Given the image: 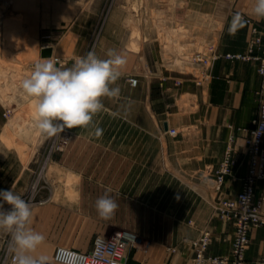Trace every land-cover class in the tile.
Returning <instances> with one entry per match:
<instances>
[{
  "label": "rangeland",
  "instance_id": "1",
  "mask_svg": "<svg viewBox=\"0 0 264 264\" xmlns=\"http://www.w3.org/2000/svg\"><path fill=\"white\" fill-rule=\"evenodd\" d=\"M195 1L198 3L195 4ZM209 1L0 0V170L4 167V171L8 172L10 189L13 188L24 199H29L30 195L34 197L31 203L35 206L43 197L48 199L50 188L84 186L91 195L87 196L90 197L89 201L81 204L92 208L68 210L69 216L74 213L77 220L86 216H99L95 202L105 194L106 189H111L109 195L115 199L118 207L106 219L107 224L101 235L108 236L113 230L126 231L132 236L131 245L136 247L132 250H146L145 246L151 242V237L163 238L175 244L183 239L192 240L202 230L209 229L204 222L211 212V206L198 183L211 179L208 183L215 191L212 178L214 166L203 163L202 167L193 169L192 164H186L182 159L176 163L161 161L162 154L167 156L165 144L168 139H177L181 133L185 138L193 139L197 138L200 131L205 140L210 135L206 118L199 121L195 117L189 120L187 114L174 115L171 124L175 127L168 128H176V136L169 135L167 121L164 122L166 129L154 136L135 130L130 123L156 121L150 107L145 106L142 100L141 94L144 93L138 90L135 101L104 98L106 110L94 117V123L103 129L100 138L93 135L94 128L91 126L65 129L56 136L47 137L34 127V100L20 87L36 62L52 57V54L48 57L41 55L45 45L53 46V58L62 67H71L74 63L70 47L72 27L76 31H88L95 20L94 38L105 17L114 12L126 18V25L129 26L130 20L135 21L144 31L149 29L156 33L152 38H157L161 43L163 57L170 64L169 68L184 70L192 75L194 85L202 86L209 78L202 79L198 84L194 73L199 75L203 68L190 60L194 52L209 53L208 45L212 38H216V30L221 29L220 24L215 26L211 18L213 14L206 10L208 8L205 9L209 7ZM200 4L202 12H194V6ZM165 27L180 33L174 37L184 45H176L173 51L166 50ZM144 31L139 33L140 38L149 40V36L143 35ZM175 82L176 85L181 84L180 80ZM182 98L179 103L189 106L191 96L183 95ZM192 100H195L194 96ZM195 123L199 124L197 129L191 125ZM128 140H136L137 146H120L130 144ZM151 140L163 144V148L158 151L148 146ZM149 149L157 150L154 156H158V162H150ZM205 149L203 147V152ZM66 170L89 172L90 177L79 178L78 174L69 175L73 177L67 179L48 177L51 172ZM260 196L263 195L257 197ZM68 197L74 203H79L81 198L75 191L74 195ZM216 203L212 204L216 206ZM4 207L8 209L10 206L5 204ZM4 239L2 248L8 246L11 236L0 230V246ZM59 245L71 246L69 243Z\"/></svg>",
  "mask_w": 264,
  "mask_h": 264
},
{
  "label": "crops",
  "instance_id": "2",
  "mask_svg": "<svg viewBox=\"0 0 264 264\" xmlns=\"http://www.w3.org/2000/svg\"><path fill=\"white\" fill-rule=\"evenodd\" d=\"M194 3L198 2L195 1ZM208 3L209 7H205V9L208 8L206 10L213 14L211 18L214 20L215 26L220 24L221 28L216 30V38H212L210 42L220 56L213 62L209 79L202 86L194 85L191 80L192 75L184 70L169 68L170 64L163 57L161 43L158 42L157 38H152L156 33L150 32L149 29L144 31L137 22L131 20L129 21L130 28L125 23L126 18L115 12L105 17L100 31L94 38H92V33L93 26L97 23L95 20L88 27L89 32L87 30L76 31L72 27L70 47L71 57L74 60L76 57L86 56L90 48L102 59L107 58L106 54L109 49H115L125 56L127 63L122 70L123 75L117 81L118 86L121 87L119 99L135 101L138 98L137 91L140 90L144 93L141 94V97L145 106L150 107L151 114L156 120L152 123H130L135 130L145 131L154 136L159 131H164L168 126L175 127L171 124L174 115L185 114V116L188 115L189 120H193L195 117L199 121L201 118H206L209 123L210 135L205 140L202 139L200 131L197 138L194 137L193 139L185 138L182 133L178 134L179 138L167 140L168 143L165 144L167 156L162 154L161 161L176 163L177 160L182 159L184 163L192 164L193 169L202 167L203 163H209L214 166L215 170L230 135L234 136L235 148H243L244 137L251 128L252 119L256 115V91L260 84L255 61L227 59L224 54L246 52L250 29L247 19L258 20V22L262 19H257L252 15L255 0H210ZM202 10L201 4L194 6V12L201 13ZM234 11L242 12L245 23L234 34H230L228 27ZM163 29L167 38L166 50L173 51L176 50V45H184L175 40L174 36L180 34L175 29L170 27ZM142 31H144V36H149V40L140 38L139 33L142 34ZM138 46L141 48L137 49ZM52 57H54L53 50ZM129 76L140 78L137 79L135 86L129 84L125 79ZM175 80H180L181 84L176 85ZM183 95L191 96L189 106H186L185 103L184 105L179 103L182 101ZM193 96L194 101L192 100ZM193 107L194 112H192ZM165 121L168 122L167 127L164 126ZM191 125H194L196 129L199 126L198 123ZM128 142L130 144H120V146H137L136 140H128ZM147 145L157 148L158 151L159 148H163V144H158L153 140L149 141ZM203 147L206 148L204 152ZM157 150L149 149L147 151L151 154V163L158 162V156H154ZM244 173L245 165L243 164L231 175L226 176L225 182L218 192L212 191L208 183L211 179L205 180L202 184L198 183L211 206V212L204 222L205 227L209 228L212 234L206 253L210 258L228 257L233 239L232 224L219 217L212 203L215 204L219 198L235 196L240 189V178ZM73 174H78L79 178L90 177L89 172L76 173L72 170L51 172L48 177L49 179H67L73 177L69 176ZM98 178L102 177L98 176ZM212 178H214V173ZM9 179L8 172L4 171V167H1L0 190L10 189ZM195 179L199 178L195 177ZM49 190L48 199L43 197L44 199L38 200L32 209L31 227L46 237L45 243L37 254H46L51 258L54 248L60 243H69L71 245L69 247L81 251L89 250L95 235L104 231L107 220L100 216H86L77 220L73 215L74 213L72 216L67 213L68 210L78 211L92 208H86L84 204H81L90 200V197H87L91 195L89 189L84 186L72 187L67 185V187H55ZM74 191L81 196L79 203H74V200L68 197L70 194L74 195ZM255 195L264 196V182H257ZM54 196L58 197L55 198ZM3 241H1L0 248L3 247ZM145 247L146 250L143 251L141 248L132 250L136 247L129 246L126 250V264H192V250L188 239L179 240L172 244L163 238L151 237V242ZM171 247L175 248L174 252L169 250ZM5 248H2V254ZM261 257H264V225L250 228L244 264H254V261ZM203 264L227 263L206 260Z\"/></svg>",
  "mask_w": 264,
  "mask_h": 264
},
{
  "label": "clouds",
  "instance_id": "3",
  "mask_svg": "<svg viewBox=\"0 0 264 264\" xmlns=\"http://www.w3.org/2000/svg\"><path fill=\"white\" fill-rule=\"evenodd\" d=\"M252 15L264 19V0H255ZM244 23L240 13L234 14L229 33L234 34ZM106 55L107 58L102 59L94 50L89 51L86 56L76 57L71 67H62L53 57L34 64L20 87L34 100V127L41 135L53 137L65 129L90 126L96 138L103 135L94 117L106 110L104 98L120 97L121 90L116 85L127 63L125 56L115 49H109ZM110 192L111 189H106L95 202L98 215L104 219L110 218L118 207ZM33 199L31 195L24 199L13 188L0 190V230L11 236L12 264H52L48 255L37 254L46 237L31 227ZM5 204L10 207L5 209ZM82 260L77 253L65 248L59 249L55 256V264H82Z\"/></svg>",
  "mask_w": 264,
  "mask_h": 264
},
{
  "label": "built area",
  "instance_id": "4",
  "mask_svg": "<svg viewBox=\"0 0 264 264\" xmlns=\"http://www.w3.org/2000/svg\"><path fill=\"white\" fill-rule=\"evenodd\" d=\"M236 13L243 16L242 12L234 11V14ZM247 22L250 29L246 52L225 53L224 57L256 62V70L260 78L259 88L256 91L257 111L252 119V126L244 137L243 148H235L234 136L229 137L213 179L214 189L218 192L224 184L226 176L231 175L241 165H245V173L240 178V189L235 196L219 198L215 206L219 217L230 222L233 227L230 255L220 258L207 256L212 234L209 229H205L190 240L192 264H203L206 260L227 264H244L250 228L264 225V196L257 197L255 195L257 182H264V19L260 22L247 19ZM208 48L209 53L197 51L191 57L194 65L203 68L199 75L194 73L195 78H198V84L202 79L209 78L213 62L220 56L211 43ZM127 81L132 86L137 84V78L134 76L127 77ZM167 131L171 136H176L178 133L176 128H168ZM132 240V236L126 231L113 230L108 236L96 235L93 238L92 247L87 251L57 245L52 254V264H55L56 253L61 248L77 253L83 258L82 264H126V250L132 244ZM1 250L2 248H0V264H12L9 244L3 254ZM169 250L174 252L175 248L171 247ZM254 264H264V257L256 259Z\"/></svg>",
  "mask_w": 264,
  "mask_h": 264
},
{
  "label": "water",
  "instance_id": "5",
  "mask_svg": "<svg viewBox=\"0 0 264 264\" xmlns=\"http://www.w3.org/2000/svg\"><path fill=\"white\" fill-rule=\"evenodd\" d=\"M51 54H52V48L50 46L44 47L41 50V55L44 57L51 56Z\"/></svg>",
  "mask_w": 264,
  "mask_h": 264
},
{
  "label": "bare ground",
  "instance_id": "6",
  "mask_svg": "<svg viewBox=\"0 0 264 264\" xmlns=\"http://www.w3.org/2000/svg\"><path fill=\"white\" fill-rule=\"evenodd\" d=\"M159 26H160V25H159ZM49 46H50L51 48H53L52 45H49ZM44 47H47V46H44ZM52 50H53V49H52ZM185 57H186V56H185ZM185 57H184V58H185ZM190 61H191V60H190ZM49 170H50V169H49ZM32 187H33V186H32ZM33 188H34V187H33ZM33 188H32V189H33Z\"/></svg>",
  "mask_w": 264,
  "mask_h": 264
}]
</instances>
